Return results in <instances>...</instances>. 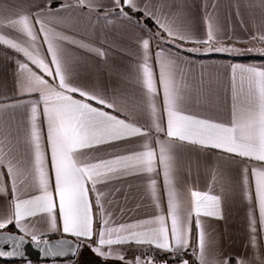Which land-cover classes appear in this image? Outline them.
<instances>
[{"label":"snow or ice","instance_id":"1","mask_svg":"<svg viewBox=\"0 0 264 264\" xmlns=\"http://www.w3.org/2000/svg\"><path fill=\"white\" fill-rule=\"evenodd\" d=\"M47 2L50 7L51 0ZM111 2L113 10H119L116 16L141 32L136 38L139 56L136 78L141 85L137 106L141 109V118L125 111L115 98L89 89L75 78L65 42L77 48L92 49L50 26L51 21L45 17L51 16V12L24 10L11 0H0V45L14 51L19 69L14 93L0 100V113L7 117L0 119V143L8 149L10 157L6 166L0 162V169L6 168V172L0 170V178L6 175L11 183L10 188L7 182L0 188V194L11 193L9 202L0 207V256L23 255L29 243L45 255L66 252L75 255L82 247L80 243L46 238L58 230L78 240L92 241L95 236L88 247L105 260L113 256V246H120L122 253L127 244L154 247L161 255L183 256L194 226L200 249L198 259L200 264H209L204 255L201 217L223 218L221 197L191 191L188 201L171 182V154L177 142L220 150L229 154L232 164L239 166L241 198L247 202L250 242L255 246L257 238L264 236V69L240 67L238 87L237 66H232L230 122H213L194 113L186 114L185 101L173 78V61L180 58L181 51L199 52L200 48H185V44L207 46L217 52L239 50L214 47L220 43L221 36L218 28L213 29L207 13L203 33L198 35L187 19L178 18L171 11V4H162L157 9L151 0ZM261 3L264 7V0ZM76 6L94 7L92 0H77ZM64 7L61 5L56 11ZM125 8L131 13H141V17L130 15ZM145 21H151L154 28ZM245 31L248 35L243 40L227 33L223 39L264 44V27ZM95 51L99 56L105 55L99 49ZM256 51L264 54V48ZM158 96H162L160 110L156 104ZM105 109L123 113L124 118ZM17 114L23 126L22 137L10 123ZM20 145L31 151L38 188V194L29 193L27 198L17 194V170L12 163L15 149ZM86 154H90V158L81 159ZM46 156L51 176L46 168ZM161 172L166 214L154 213L147 219L109 226L103 189L114 195L120 191L114 182L123 183L124 177L135 176L146 183L155 207L160 209L157 180ZM53 177L54 194L49 187ZM90 193L95 194L99 221L94 220ZM10 225H15L22 234L2 231ZM42 225H46V230L41 231ZM4 245L11 250L3 251ZM142 255L145 264H156L155 255ZM116 258L125 260L123 254ZM141 258L136 256L126 264H141ZM230 260L231 257L225 258L223 264H229ZM160 264L169 262L162 259ZM180 264L189 262L182 259ZM237 264L244 262L237 258Z\"/></svg>","mask_w":264,"mask_h":264},{"label":"crops","instance_id":"2","mask_svg":"<svg viewBox=\"0 0 264 264\" xmlns=\"http://www.w3.org/2000/svg\"><path fill=\"white\" fill-rule=\"evenodd\" d=\"M11 2L24 10L42 9L51 12V16L45 17L51 21L50 26L89 45L91 51L77 48L66 42L64 44L75 78L89 89L102 92L110 99L115 98L125 111L141 118V109L137 106L141 85L136 78V67L139 61L136 38L141 35V32L135 25L116 16L115 13L119 10H113L111 0H92L94 5L92 9L78 8L77 0H51L50 7L47 0H11ZM137 2L139 3L140 0ZM151 2L157 9L162 4H171V11L178 18L187 19L198 35L203 33L204 15L207 13L213 29L218 28V35L221 36L220 43H216L214 47L223 46L239 50L238 52L207 51V46L185 44V48H200V51H181L180 58L173 61V78L179 94L185 101L186 114L194 113L199 118L211 119L213 122H230L233 110L232 66H237L236 79L239 87L240 67L264 69V54L256 51L258 48L249 47L250 43L258 42L238 43L235 40L223 39V36L227 33L243 40L248 35L245 29L250 32L264 27V7L261 0H151ZM61 5L65 7L57 12ZM125 10L128 11V8ZM202 48H205V51H202ZM249 48L253 51L249 52ZM262 48L264 47L259 46V49ZM96 49L104 52L105 55L99 56ZM153 51H155V42ZM18 72L16 54L12 49L0 45V100L14 93ZM157 87H159L158 83ZM156 104L160 110L162 96L157 97ZM105 110L124 118L123 113H114L112 109ZM5 118L7 117L0 113V119ZM20 120L21 117L17 114L15 119H10V123L14 131L19 132L22 137L23 126ZM7 152L8 149L0 143V162H3L5 166L10 159ZM171 155L173 173L170 180L188 201L191 200V191L208 192L210 195L221 197L220 211L223 218L201 217L205 243L204 255L209 264H223L227 257L235 258L236 261L237 258H241L244 264H261V261H264V236L257 238L255 246L250 242L248 206L247 202L241 198L239 166L229 161V154L187 142H177ZM89 158L90 154L81 157L85 160ZM48 159L46 156V168L51 176ZM12 163L17 170V194L22 198H27L29 193L38 194L31 151L23 145L18 146ZM0 170L6 172V168ZM123 180V183L114 182L116 187H120V191L115 192L114 195L108 189H103L105 208L109 213L105 218L109 219V226L147 219L154 213L166 214L167 201L162 172L157 180V194L161 197L160 209L155 207L151 191L145 182L135 176H127ZM6 182L10 188L11 183L6 175L0 178V188H4ZM49 187L54 194V177L50 180ZM10 195V192L7 196L0 194V207L9 202ZM89 199L93 203L94 220L99 221L100 216L94 204L95 194L90 193ZM57 223L59 229L58 213ZM11 228L18 231L15 225L5 229ZM44 230L46 225L41 226V231ZM54 234L66 235L60 230ZM95 239L94 236L92 241L87 239L79 241L89 244ZM147 248L146 245L127 244L123 246L121 253L120 246H113V256L107 259L120 260L116 257L123 254L126 261H133L136 256H141V264H145L142 250ZM189 249L200 263L198 259L200 249L194 226L187 250ZM147 257L151 256L147 255ZM155 262L160 264V261L155 260ZM0 264H77V261L75 257H72L0 261Z\"/></svg>","mask_w":264,"mask_h":264},{"label":"trees","instance_id":"3","mask_svg":"<svg viewBox=\"0 0 264 264\" xmlns=\"http://www.w3.org/2000/svg\"><path fill=\"white\" fill-rule=\"evenodd\" d=\"M130 15L135 16L136 18H140L141 17V13H131V11L128 9ZM145 23H147L149 25V27H153L152 22L151 21H145ZM12 230V228H11ZM195 234V232H194ZM55 236H59L56 234H52L49 235L47 238L49 237H55ZM81 243V242H80ZM82 247L80 248L78 254L75 256V259L77 261V264H126V260L121 261V260H109V259H102L101 257L97 256L96 254H94L91 249L88 247V244L86 243H81ZM143 253H146V255L149 256H153L155 255V260L156 261H161L162 259L164 260H168L169 264H180L181 260H187L189 262V264H200L194 254L192 253L191 249L186 250V252L184 253L183 256H175L173 257L172 253H166L161 255L159 250L155 249V248H147L142 250ZM0 261L2 262H11L12 260H5L0 258ZM229 264H237V261L235 258H231V260L229 261Z\"/></svg>","mask_w":264,"mask_h":264},{"label":"water","instance_id":"4","mask_svg":"<svg viewBox=\"0 0 264 264\" xmlns=\"http://www.w3.org/2000/svg\"><path fill=\"white\" fill-rule=\"evenodd\" d=\"M2 231L8 232V233H14L17 235L22 234L17 230H11V229H3ZM29 239H30V237H29ZM47 239H49V240L69 239V240H73L76 243H80V241L75 239L74 237L66 236V235L49 237ZM10 250H11L10 246H8V245L3 246V251L8 252ZM78 252L75 255H73L71 252H66L64 255H55V256L45 255L43 252L40 251L39 248H37V247L33 246L31 243H29V244L25 245V247L23 249V255L0 256V258L5 259V260H12V261L13 260H22V259L50 260V259H60V258H72V257H75L78 254Z\"/></svg>","mask_w":264,"mask_h":264},{"label":"rangeland","instance_id":"5","mask_svg":"<svg viewBox=\"0 0 264 264\" xmlns=\"http://www.w3.org/2000/svg\"><path fill=\"white\" fill-rule=\"evenodd\" d=\"M259 46H260V47H264V44L250 43V45H249V47H251V48H255V49H257V48L259 49ZM205 48H206V47H205ZM205 48H202L201 50H202V51H205V50H204ZM208 50H209V49H207V51H208Z\"/></svg>","mask_w":264,"mask_h":264}]
</instances>
